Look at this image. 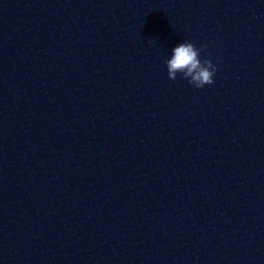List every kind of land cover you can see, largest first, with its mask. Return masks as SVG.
Here are the masks:
<instances>
[{"label": "clouds", "instance_id": "9594fccd", "mask_svg": "<svg viewBox=\"0 0 264 264\" xmlns=\"http://www.w3.org/2000/svg\"><path fill=\"white\" fill-rule=\"evenodd\" d=\"M206 47L201 45L197 48L191 42H182L175 46L171 51V58L165 62L169 79L175 80L177 73H182L183 78L188 79V82L198 89L214 83L216 66L211 59H200V52Z\"/></svg>", "mask_w": 264, "mask_h": 264}]
</instances>
